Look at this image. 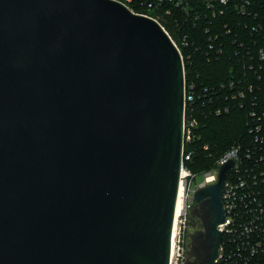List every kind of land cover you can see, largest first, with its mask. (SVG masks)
Wrapping results in <instances>:
<instances>
[{"label":"water","instance_id":"1","mask_svg":"<svg viewBox=\"0 0 264 264\" xmlns=\"http://www.w3.org/2000/svg\"><path fill=\"white\" fill-rule=\"evenodd\" d=\"M184 66L115 0H0V264H169ZM233 165L198 188L217 254Z\"/></svg>","mask_w":264,"mask_h":264},{"label":"trees","instance_id":"2","mask_svg":"<svg viewBox=\"0 0 264 264\" xmlns=\"http://www.w3.org/2000/svg\"><path fill=\"white\" fill-rule=\"evenodd\" d=\"M177 1L147 9L155 0H131L130 7L157 19L179 48L187 92L194 95L186 115L197 121L192 139L184 143L185 152L192 150L186 165L202 172L234 142L247 144L248 126L255 121L250 111L264 122V66L257 55L264 47V17L242 16L233 2L220 7V14L207 7V0H181L176 6ZM252 10L264 11L254 4Z\"/></svg>","mask_w":264,"mask_h":264},{"label":"built area","instance_id":"3","mask_svg":"<svg viewBox=\"0 0 264 264\" xmlns=\"http://www.w3.org/2000/svg\"><path fill=\"white\" fill-rule=\"evenodd\" d=\"M115 1L122 3L133 13H136L130 7L131 0ZM173 1L174 0H155L154 3H148L145 6L147 9H151L153 7H158L161 3ZM180 1L181 0H178L176 2V6H179ZM207 1V7L218 9L220 14L223 12L219 9L220 7L233 2L235 9H237L242 16L248 15L252 17L254 15L253 17H257L262 14L264 17V11L257 10L253 12L252 10L253 4L264 10V0ZM136 14L150 17L145 13ZM165 14L169 15L170 10L165 11ZM150 18L158 22L157 19L153 17ZM207 31L208 30H205V32ZM173 43L175 44L174 41ZM175 46L177 47L176 44ZM177 49L179 51L178 47ZM257 55L259 61H261L260 66H264V47L258 49ZM189 87L192 88L193 85H189ZM249 89H251V86H249ZM242 94V92H239V95ZM193 100V92L190 90L187 92L184 74L183 141L178 179V187L179 185L182 186L183 208L178 218L181 217L180 219L182 221V217L185 216L186 211L195 202L194 192L200 187L215 182L218 178L222 163L227 159H231L233 165L227 173L221 193L224 221L218 224V228L222 233L223 240L212 264H264V122H262V117L255 116V112L250 111L249 115L255 121L248 126L250 140L247 144H243L240 141L234 142L215 160L211 168L201 172L202 177L196 182L195 177L197 172L192 171L186 165V160H189L192 156V150L187 152L184 151V143L192 139V129L197 125L194 116L191 114L186 115V106L190 105ZM227 110V107L223 110L217 108L215 112L221 113ZM203 147L207 149L208 144H204ZM183 220H185V217ZM179 243L180 237H178L176 241L175 234L173 254L171 255L170 249L169 264H178V260L180 259V263L185 264V262H183L182 250L181 252L177 250L176 260L173 262L176 251L175 247L177 246V249L181 247Z\"/></svg>","mask_w":264,"mask_h":264},{"label":"flooded vegetation","instance_id":"4","mask_svg":"<svg viewBox=\"0 0 264 264\" xmlns=\"http://www.w3.org/2000/svg\"><path fill=\"white\" fill-rule=\"evenodd\" d=\"M187 212L185 222L188 224L187 228L192 229L191 231L187 230L188 238H185L187 264H206L215 242L214 235L208 232L211 225L209 221H212L213 218L212 207L208 199H201L200 201H195ZM217 229L219 230L218 225ZM222 240L221 233L217 254Z\"/></svg>","mask_w":264,"mask_h":264},{"label":"rangeland","instance_id":"5","mask_svg":"<svg viewBox=\"0 0 264 264\" xmlns=\"http://www.w3.org/2000/svg\"><path fill=\"white\" fill-rule=\"evenodd\" d=\"M202 177V173L201 172H197L196 174V177H195V181L197 182L198 180H200ZM187 212V211H186ZM188 214V212H187ZM187 214H185V216L182 217V221H181V217L177 219V223H176V241H177V238L180 237V249H177V246L175 247L176 248V251H175V255L173 257V262L176 260V256H177V250L181 252L182 250V255H183V262H185V264H187V256H186V250H187V246H186V240L185 238L188 234V231L187 230H192V229H188L187 227V222H185V220H183V218L187 216ZM181 258V257H180ZM181 259L178 260V264H181Z\"/></svg>","mask_w":264,"mask_h":264},{"label":"bare ground","instance_id":"6","mask_svg":"<svg viewBox=\"0 0 264 264\" xmlns=\"http://www.w3.org/2000/svg\"><path fill=\"white\" fill-rule=\"evenodd\" d=\"M182 208H183L182 186L179 185L177 198L175 201V208H174V222H173V231H172V239L170 246L171 255L173 254V246H174L175 234H176V223H177L178 215L180 214Z\"/></svg>","mask_w":264,"mask_h":264}]
</instances>
